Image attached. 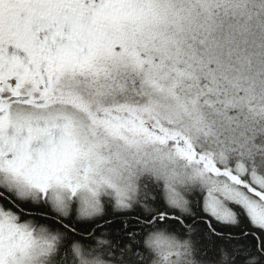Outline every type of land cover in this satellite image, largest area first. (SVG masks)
I'll use <instances>...</instances> for the list:
<instances>
[{"label": "snow or ice", "instance_id": "obj_1", "mask_svg": "<svg viewBox=\"0 0 264 264\" xmlns=\"http://www.w3.org/2000/svg\"><path fill=\"white\" fill-rule=\"evenodd\" d=\"M0 264H264V0H0Z\"/></svg>", "mask_w": 264, "mask_h": 264}]
</instances>
